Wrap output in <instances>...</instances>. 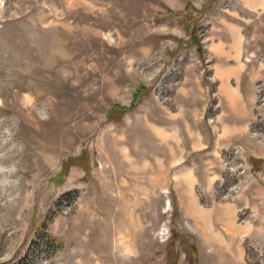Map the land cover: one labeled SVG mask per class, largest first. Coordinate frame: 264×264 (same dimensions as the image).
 Listing matches in <instances>:
<instances>
[{
	"label": "rangeland",
	"instance_id": "obj_1",
	"mask_svg": "<svg viewBox=\"0 0 264 264\" xmlns=\"http://www.w3.org/2000/svg\"><path fill=\"white\" fill-rule=\"evenodd\" d=\"M237 44L250 129L205 148ZM260 155L264 0H0V264H264Z\"/></svg>",
	"mask_w": 264,
	"mask_h": 264
},
{
	"label": "crops",
	"instance_id": "obj_2",
	"mask_svg": "<svg viewBox=\"0 0 264 264\" xmlns=\"http://www.w3.org/2000/svg\"><path fill=\"white\" fill-rule=\"evenodd\" d=\"M218 49L219 55H216L217 63L214 68L215 77L218 80L217 103L222 114L217 116V121L220 123L223 135L217 143L209 142V144H204V147L215 146L216 149H228L248 134L253 118L254 96H246L241 88L242 78L248 66L243 62V47L237 44L234 53L227 52L224 47ZM227 110H231L232 117L224 116ZM254 156L259 155L254 154ZM251 158L257 157H250L249 160ZM261 158L258 159L264 160V156Z\"/></svg>",
	"mask_w": 264,
	"mask_h": 264
},
{
	"label": "trees",
	"instance_id": "obj_3",
	"mask_svg": "<svg viewBox=\"0 0 264 264\" xmlns=\"http://www.w3.org/2000/svg\"><path fill=\"white\" fill-rule=\"evenodd\" d=\"M249 163L252 166V172L254 173V172H259L260 170L259 165H262L264 162L263 160H260V159L251 158L249 160ZM256 257H258L257 251H255L254 249H248L247 259L251 261L255 259Z\"/></svg>",
	"mask_w": 264,
	"mask_h": 264
},
{
	"label": "built area",
	"instance_id": "obj_4",
	"mask_svg": "<svg viewBox=\"0 0 264 264\" xmlns=\"http://www.w3.org/2000/svg\"><path fill=\"white\" fill-rule=\"evenodd\" d=\"M227 154H229V153H227ZM225 157H226V155H225Z\"/></svg>",
	"mask_w": 264,
	"mask_h": 264
}]
</instances>
